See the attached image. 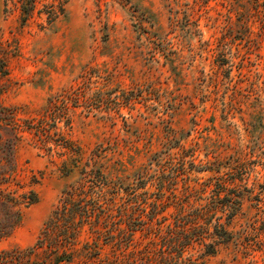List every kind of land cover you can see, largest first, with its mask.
Wrapping results in <instances>:
<instances>
[{"label": "rangeland", "instance_id": "1", "mask_svg": "<svg viewBox=\"0 0 264 264\" xmlns=\"http://www.w3.org/2000/svg\"><path fill=\"white\" fill-rule=\"evenodd\" d=\"M32 3L0 0V107L29 119L51 96L80 101L72 137L88 157L103 149L122 200L135 193L146 211L160 174L171 188L181 172L178 189L212 190L216 177H228L245 195L229 227L233 241L184 255L264 264V0H36L25 14ZM12 132L0 126L2 137ZM170 157L184 163L164 169ZM17 158L23 189L33 187L39 201L0 250L33 247L63 189L80 177L32 145ZM175 213L164 211L168 221ZM151 239L139 232L134 246L125 240L121 264H161L149 262Z\"/></svg>", "mask_w": 264, "mask_h": 264}, {"label": "trees", "instance_id": "2", "mask_svg": "<svg viewBox=\"0 0 264 264\" xmlns=\"http://www.w3.org/2000/svg\"><path fill=\"white\" fill-rule=\"evenodd\" d=\"M32 1L33 7L25 14L33 10L36 0ZM80 106L77 99L54 95L31 119L20 118L14 108L0 107V126L13 130L9 137L0 135V242L21 225L24 210L39 201L33 187L24 190L20 183L17 157L21 147L32 145L49 157L63 158L60 172L64 175L73 168L80 173L77 181L63 189L35 245L0 250V264H121L123 243L129 239L134 246L139 232L152 235L148 243L155 247L147 245L149 262L154 257L151 263L159 259L161 264H199L192 255H184L190 247L201 244L212 254L219 245L233 241L229 227L242 213L245 200L240 187L229 186L228 177L220 176L216 178L222 182L212 190L210 184L178 189L179 172L169 188L166 179L170 177L163 173L155 175L158 190L152 193L155 200L149 203V211L138 198L134 200L135 193L131 202H125L120 182L106 171L103 149L97 148L88 157L84 146L72 137L71 115ZM167 163L164 169H176L184 162L170 157ZM207 190L213 196L200 201ZM168 192L179 194L173 203L166 202ZM168 203L177 208L171 221L164 214Z\"/></svg>", "mask_w": 264, "mask_h": 264}]
</instances>
